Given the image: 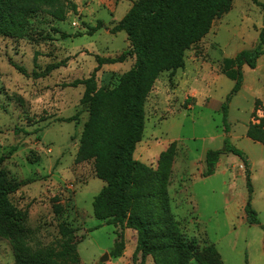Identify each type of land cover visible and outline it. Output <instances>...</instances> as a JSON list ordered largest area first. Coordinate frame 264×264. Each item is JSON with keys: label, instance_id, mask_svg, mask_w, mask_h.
Returning <instances> with one entry per match:
<instances>
[{"label": "rangeland", "instance_id": "obj_1", "mask_svg": "<svg viewBox=\"0 0 264 264\" xmlns=\"http://www.w3.org/2000/svg\"><path fill=\"white\" fill-rule=\"evenodd\" d=\"M68 1L77 5V12H69L63 21L43 11L35 15L29 25L36 41L0 38V156L17 148L1 169L12 181L34 180L9 196L8 209L22 214L34 251L60 250L64 240L59 226L64 223L76 229L79 264H156L152 256L133 258L136 235L125 234L126 229L122 256H111L121 228L94 216L93 199L106 183L95 176L92 161H75L88 111L81 103L85 87L68 85L90 77L97 55L115 57L130 48L127 34L111 29L133 0ZM99 22L103 27L89 34V27ZM263 25L264 0H235L233 9L187 51L185 67L156 81L146 101L143 140L134 155L157 169L162 152L176 144L169 185L172 212L186 239L199 250L215 245L224 264H264V145L247 136L248 124L257 122L253 114L264 117V54L257 68L245 69L244 86L230 101L229 133L220 110L235 84L234 57L258 44ZM56 30L71 36L62 38ZM61 61L65 66L48 75H33ZM134 62L129 56L124 63L103 65L96 75L98 86H116ZM70 117L75 120L65 121ZM225 138L245 153L260 224L247 222L241 157L225 154L219 171L227 172L203 176L206 152L222 149ZM54 198L64 206L60 216L53 211ZM106 254L108 259L101 262ZM0 264H16L15 246L2 236Z\"/></svg>", "mask_w": 264, "mask_h": 264}, {"label": "trees", "instance_id": "obj_2", "mask_svg": "<svg viewBox=\"0 0 264 264\" xmlns=\"http://www.w3.org/2000/svg\"><path fill=\"white\" fill-rule=\"evenodd\" d=\"M234 2L133 0L129 11L111 29L112 33L124 31L130 48L115 57L97 55V67L90 77L76 79L68 84L71 87H85L81 103L87 106L88 119L83 126L75 161H92L95 176L106 183L93 199V212L98 220L121 228L120 240L111 252L114 258L121 257L125 249L123 231L133 229L137 232L134 259L141 255L143 259L152 256L156 264H224L215 245L210 244L199 250L193 242H189L172 212L169 185L176 144H170L162 152L157 169L137 160L134 155L143 140L146 101L156 81L163 73L169 72L173 77L185 67L187 51L210 33L214 22L229 13ZM41 11L63 21L69 12H77V5L68 0H0V38L23 36L36 41L35 32L29 24ZM102 27L103 23L99 22L89 27L88 32L92 35ZM56 31L61 33L62 38L71 36ZM79 36L82 34L75 35ZM263 54L264 25L258 44L252 49L239 51L234 57L235 84L220 107L226 133L230 132V101L243 87V67L247 65L255 69ZM129 56L135 57L134 65L121 76L119 83L112 88L99 87L96 75L100 68L103 65L124 63ZM65 64V61L51 63L44 72H34L33 75H48ZM13 66L20 73H26L23 66L16 63ZM255 110L259 108L256 106ZM253 117L258 122L248 124L247 136L264 145V117H258L255 113ZM73 120L75 117L65 121ZM16 149L12 147L7 155L0 156V236L10 239L14 244L16 264H79L76 229L64 223L59 226L64 240L60 250L46 248L34 251L28 246L29 234L23 216L8 209V198L22 185L34 180L12 181L1 169ZM230 153L241 157L244 163L248 187L245 206L247 222L260 224L252 206L254 188L249 163L245 153L232 145L228 138H225L222 149L206 152L203 176L213 175L221 157ZM53 211L58 216L64 212V206L58 198L53 199Z\"/></svg>", "mask_w": 264, "mask_h": 264}, {"label": "crops", "instance_id": "obj_3", "mask_svg": "<svg viewBox=\"0 0 264 264\" xmlns=\"http://www.w3.org/2000/svg\"><path fill=\"white\" fill-rule=\"evenodd\" d=\"M132 6V5H131ZM213 28V27H212ZM258 66V65H257ZM248 66L247 65H245L244 67H243V71H244V83H245V69L247 68ZM257 68V67H256ZM244 83H243V86H244ZM243 88V87H242ZM258 122V121H257ZM241 166H242V168H244V166H243V164H240ZM218 167L216 168V171H215V173L212 175V176H214V175H217L218 173H223V174H225L226 172H227V170L226 169H224V171H219V166H221V163L219 162L218 163V165H217ZM132 231V233H134V235H136V244H135V246L137 245V232L135 231V230H133V229H126L125 230V234H127L128 232H131Z\"/></svg>", "mask_w": 264, "mask_h": 264}, {"label": "water", "instance_id": "obj_4", "mask_svg": "<svg viewBox=\"0 0 264 264\" xmlns=\"http://www.w3.org/2000/svg\"><path fill=\"white\" fill-rule=\"evenodd\" d=\"M108 259V254H106L102 259H101V262H104Z\"/></svg>", "mask_w": 264, "mask_h": 264}]
</instances>
